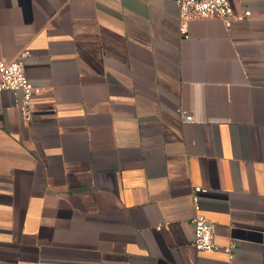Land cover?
Segmentation results:
<instances>
[{
	"label": "crops",
	"instance_id": "crops-1",
	"mask_svg": "<svg viewBox=\"0 0 264 264\" xmlns=\"http://www.w3.org/2000/svg\"><path fill=\"white\" fill-rule=\"evenodd\" d=\"M230 1L182 38L175 0H0L37 88L0 95V264H264V0Z\"/></svg>",
	"mask_w": 264,
	"mask_h": 264
},
{
	"label": "built area",
	"instance_id": "built-area-1",
	"mask_svg": "<svg viewBox=\"0 0 264 264\" xmlns=\"http://www.w3.org/2000/svg\"><path fill=\"white\" fill-rule=\"evenodd\" d=\"M179 8V33L182 38L189 37V25L195 20L221 19L228 23L232 20L245 21L251 16L250 11L235 14L230 0H175ZM30 50L25 49L13 60H0V95L11 92L17 98L16 107L25 123L33 119V99L37 93L35 85L27 78L24 60L29 57ZM183 123H192L193 117L180 113ZM198 193L200 188H197ZM196 216L192 220V245L200 252H216L219 247L215 242L216 223L200 212L198 197L194 196ZM230 253V250L226 251ZM232 258L233 255L229 254Z\"/></svg>",
	"mask_w": 264,
	"mask_h": 264
}]
</instances>
